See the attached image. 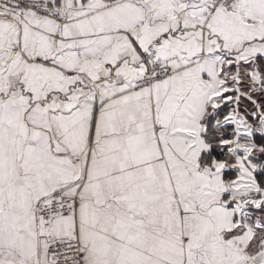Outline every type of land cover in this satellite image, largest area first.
<instances>
[{"label": "snow or ice", "instance_id": "1", "mask_svg": "<svg viewBox=\"0 0 264 264\" xmlns=\"http://www.w3.org/2000/svg\"><path fill=\"white\" fill-rule=\"evenodd\" d=\"M0 264H264V0H0Z\"/></svg>", "mask_w": 264, "mask_h": 264}]
</instances>
